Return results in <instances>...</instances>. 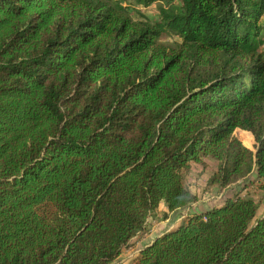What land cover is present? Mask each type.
<instances>
[{"label": "trees", "instance_id": "trees-1", "mask_svg": "<svg viewBox=\"0 0 264 264\" xmlns=\"http://www.w3.org/2000/svg\"><path fill=\"white\" fill-rule=\"evenodd\" d=\"M156 1L0 0V264H114L155 210L199 199L187 173L208 159L210 185L264 191V0H177L151 20ZM243 191L135 264H264Z\"/></svg>", "mask_w": 264, "mask_h": 264}, {"label": "rangeland", "instance_id": "rangeland-1", "mask_svg": "<svg viewBox=\"0 0 264 264\" xmlns=\"http://www.w3.org/2000/svg\"><path fill=\"white\" fill-rule=\"evenodd\" d=\"M177 0H157L155 3L151 4L149 7L143 6L140 11L147 15L148 18L155 19L157 17V10L158 6H170L172 4H177ZM132 16L136 20H142L145 21L146 18L142 17L138 12L135 10L130 11ZM179 40V38L176 35L168 34L161 36L159 38V42L165 43L167 45L172 46L174 42ZM243 133H250L246 130L242 129H236L235 135L239 137L245 145H247L249 148L255 150V136L253 135V142L247 143L246 139L243 135ZM207 166L202 167L201 165L194 164L190 171L187 173V181L189 185L195 190L199 196V202L193 203V210H202L205 208V204L211 205L213 203H221L223 200L218 199V196L222 192L225 197L230 194H235L236 192H240L244 189V191L241 193V196L245 197H251L256 200V202L259 204V211L258 215H261L264 211V191L261 190L258 187L257 183H251L255 180L254 177H250L247 181H241L240 184L236 185L233 188H228L222 191H219V188L217 185H210L209 184V178L214 172L215 168L217 167V162L208 159ZM208 200V201H207ZM217 201V202H216ZM165 210L164 205H162L159 209L155 210L152 214V216L149 219V233H147L144 236H141V234H138L134 238V242L127 246L118 261H116L114 264H135L137 257L140 252V248L144 246L146 243L151 242L157 235L161 234L164 230L175 226L180 222L182 219L183 213H185V210H178L175 212H172L170 217L168 219H163V212Z\"/></svg>", "mask_w": 264, "mask_h": 264}, {"label": "crops", "instance_id": "crops-1", "mask_svg": "<svg viewBox=\"0 0 264 264\" xmlns=\"http://www.w3.org/2000/svg\"><path fill=\"white\" fill-rule=\"evenodd\" d=\"M192 188V187H191ZM192 190H193V188H192ZM223 190H225V189H223ZM195 193H197L195 190H193ZM219 191H222V189H219ZM222 196H224V194L221 192L220 193V195L218 196V199H220V200H223L224 201V199L226 198V196L225 197H222ZM200 200L198 199L196 202H199ZM208 201V200H207ZM222 201V202H223ZM217 202V201H216ZM221 202V203H222ZM195 203V202H194ZM216 203H213V204H211V205H207V204H205V208L204 209H202V210H199V211H197V210H193V208H192V206H193V204L191 205V206H189L188 208H186L185 209V213H183V215H182V219L189 213V212H200V211H203V210H205V209H207V208H209V207H211V206H213V205H215ZM219 204V203H218ZM181 219V220H182ZM180 220V221H181Z\"/></svg>", "mask_w": 264, "mask_h": 264}]
</instances>
